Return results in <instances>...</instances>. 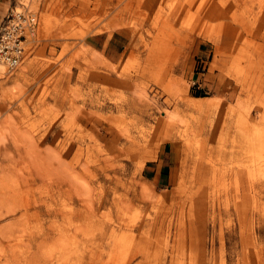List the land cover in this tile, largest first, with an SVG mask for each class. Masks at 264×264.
<instances>
[{
	"label": "rangeland",
	"instance_id": "rangeland-1",
	"mask_svg": "<svg viewBox=\"0 0 264 264\" xmlns=\"http://www.w3.org/2000/svg\"><path fill=\"white\" fill-rule=\"evenodd\" d=\"M25 6L37 30L0 64V264H264V0H0V29Z\"/></svg>",
	"mask_w": 264,
	"mask_h": 264
},
{
	"label": "built area",
	"instance_id": "built-area-1",
	"mask_svg": "<svg viewBox=\"0 0 264 264\" xmlns=\"http://www.w3.org/2000/svg\"><path fill=\"white\" fill-rule=\"evenodd\" d=\"M39 24L37 13L25 6L12 9L0 29V64L12 72L18 68L25 54L29 38Z\"/></svg>",
	"mask_w": 264,
	"mask_h": 264
},
{
	"label": "crops",
	"instance_id": "crops-1",
	"mask_svg": "<svg viewBox=\"0 0 264 264\" xmlns=\"http://www.w3.org/2000/svg\"><path fill=\"white\" fill-rule=\"evenodd\" d=\"M125 39L126 37L123 33L116 32L112 37L106 40V47L104 50L110 56V58H117L119 50L124 46ZM143 172L145 177L151 180L157 187L168 186L172 182V171L167 149L165 148L163 150L159 160L147 163Z\"/></svg>",
	"mask_w": 264,
	"mask_h": 264
},
{
	"label": "bare ground",
	"instance_id": "bare-ground-1",
	"mask_svg": "<svg viewBox=\"0 0 264 264\" xmlns=\"http://www.w3.org/2000/svg\"><path fill=\"white\" fill-rule=\"evenodd\" d=\"M146 98H147V97H146ZM146 98H145V102H146L147 99H149V98H147V99H146ZM132 99H133V98H132ZM135 99H136V98H135ZM142 99H143V98H142ZM138 101H140V100L138 99ZM149 101H150V100H149ZM136 102H137V101H135V100L133 99V101H132L133 105L130 104L131 107L128 106L127 108H129L130 110H131L132 108L138 109L139 111H140V110H144L143 106H146V104H144L145 102H144V103H143L142 101L139 102V104L142 105V107H141L140 105H138ZM150 102H151V101H150ZM213 102H214V101H213ZM129 103H130V102H129ZM147 103L149 104V102H147ZM156 103H157V102H156ZM148 104H147V107H149ZM151 104H152V103H151ZM153 105H154V103H153ZM153 105H152L151 107H153ZM117 106H118V105H117ZM154 106H155V105H154ZM142 108H143V109H142ZM124 109H126V108H124ZM151 109H152V108H151ZM145 110H146V109H145ZM148 110H149V108H148ZM143 112H144V111H143ZM150 113H151V112H150ZM150 115L152 116V114H150ZM155 117H156V116H155ZM159 119H160V118H159ZM158 122H160L159 124L163 123L162 120H161V121H158ZM114 124H116V123H114ZM38 126H39V125H38ZM35 127H36V126H35ZM162 127H163V126H162V124H161V125L158 126L157 128H162ZM32 128H33V127H32ZM33 130H34V129H33ZM32 134H33V133H32ZM31 140H32V139H31ZM72 141H73V140H72ZM33 142H34V141H33ZM33 142L30 141V143H33ZM64 144H65V143H64ZM68 144H69V143H68ZM30 146H31V145H30ZM66 146H67V143H66ZM31 147H32V146H31ZM68 148H69V147H68ZM64 150H66V147H65ZM68 150H69V149H68ZM68 152H70V150H69ZM188 155H189V153H188ZM42 164H43V163H42ZM30 175H32V174H30ZM96 176H97V175H96ZM33 177H34V176H33ZM32 179H33V178H32ZM28 181H29V179H28ZM28 181H27V182H28ZM61 182H62V181H61ZM60 184H61V183H60ZM58 185H59V184H58ZM28 189H30V188L28 187ZM34 189H35V186H34ZM47 189H48V188H47ZM60 189H61V186H60ZM23 190H24V189H23ZM62 190H63V189H62ZM24 191H25V190H24ZM30 191H31V190H30ZM64 191H65V190H64ZM29 193H30V192H29ZM42 193H43V191H42ZM62 193H63V192H62ZM75 193H76V192H75ZM65 194H66V193H65ZM77 194H80V193H77ZM39 195H40V194H39ZM49 195L51 196V194H49ZM75 195H76V194H75ZM72 196H73V195H72ZM77 196H79V195H77ZM81 196H82V195H81ZM66 197H69V193H68V195H67ZM40 198H41V197H40ZM70 198L72 199V198H74V197H71V196H70ZM40 200H41V199H40ZM45 200H46V199H45ZM29 201H30V200H29ZM31 201H32V200H31ZM46 202H47V201H46ZM71 202H73V201L71 200ZM27 203H28V202H27ZM102 203H103V202H102ZM25 204H26V203H25ZM25 204H24V205H25ZM29 204H30V203H29ZM34 204H35V203H34ZM45 204H46V203H45ZM26 205H27V204H26ZM32 205H33V204H32ZM27 206H29V205H27ZM34 207H35V206H34ZM17 210H18L17 208H13L12 210H9L7 213H8V214H13V213H15ZM30 210H31V208H30ZM36 210H37V208H36ZM91 211L94 212V209L90 210V212H91ZM28 212H29V210H26L24 214L27 215ZM36 212H38V211H36ZM91 214H92V212H91ZM93 215H94V217L96 216L95 213H93ZM142 225H143V224H142ZM144 225H145V224H144ZM145 226H146V225H145ZM141 229H142V228H141ZM143 229H144V228H143Z\"/></svg>",
	"mask_w": 264,
	"mask_h": 264
},
{
	"label": "trees",
	"instance_id": "trees-1",
	"mask_svg": "<svg viewBox=\"0 0 264 264\" xmlns=\"http://www.w3.org/2000/svg\"><path fill=\"white\" fill-rule=\"evenodd\" d=\"M199 96H204L203 94H200Z\"/></svg>",
	"mask_w": 264,
	"mask_h": 264
}]
</instances>
